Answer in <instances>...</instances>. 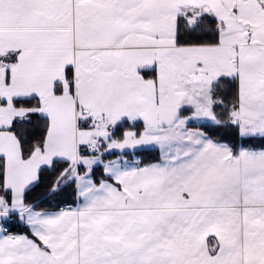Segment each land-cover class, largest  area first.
I'll return each mask as SVG.
<instances>
[{
  "label": "snow or ice",
  "instance_id": "6c2138e0",
  "mask_svg": "<svg viewBox=\"0 0 264 264\" xmlns=\"http://www.w3.org/2000/svg\"><path fill=\"white\" fill-rule=\"evenodd\" d=\"M0 264H264V0H0Z\"/></svg>",
  "mask_w": 264,
  "mask_h": 264
}]
</instances>
